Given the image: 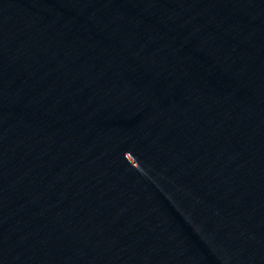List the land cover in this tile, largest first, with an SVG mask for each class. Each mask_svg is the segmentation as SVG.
I'll return each mask as SVG.
<instances>
[{
  "label": "water",
  "instance_id": "obj_1",
  "mask_svg": "<svg viewBox=\"0 0 264 264\" xmlns=\"http://www.w3.org/2000/svg\"><path fill=\"white\" fill-rule=\"evenodd\" d=\"M264 43V0H204Z\"/></svg>",
  "mask_w": 264,
  "mask_h": 264
}]
</instances>
